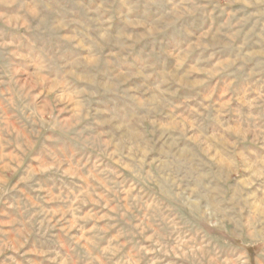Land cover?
<instances>
[{
	"label": "rangeland",
	"instance_id": "obj_1",
	"mask_svg": "<svg viewBox=\"0 0 264 264\" xmlns=\"http://www.w3.org/2000/svg\"><path fill=\"white\" fill-rule=\"evenodd\" d=\"M0 264H264V0H0Z\"/></svg>",
	"mask_w": 264,
	"mask_h": 264
}]
</instances>
